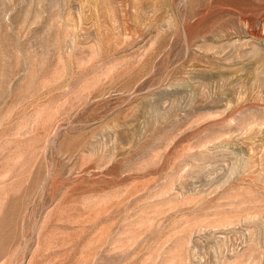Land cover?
I'll use <instances>...</instances> for the list:
<instances>
[{"label":"rangeland","instance_id":"374dc122","mask_svg":"<svg viewBox=\"0 0 264 264\" xmlns=\"http://www.w3.org/2000/svg\"><path fill=\"white\" fill-rule=\"evenodd\" d=\"M0 264H264V0H0Z\"/></svg>","mask_w":264,"mask_h":264}]
</instances>
